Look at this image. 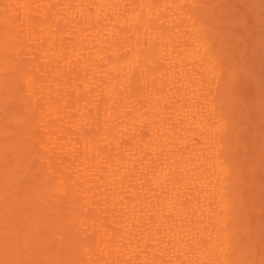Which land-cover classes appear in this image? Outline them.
I'll list each match as a JSON object with an SVG mask.
<instances>
[{
    "label": "bare ground",
    "instance_id": "bare-ground-1",
    "mask_svg": "<svg viewBox=\"0 0 264 264\" xmlns=\"http://www.w3.org/2000/svg\"><path fill=\"white\" fill-rule=\"evenodd\" d=\"M223 3L0 0V264H264L258 39Z\"/></svg>",
    "mask_w": 264,
    "mask_h": 264
},
{
    "label": "rangeland",
    "instance_id": "rangeland-1",
    "mask_svg": "<svg viewBox=\"0 0 264 264\" xmlns=\"http://www.w3.org/2000/svg\"><path fill=\"white\" fill-rule=\"evenodd\" d=\"M252 1V0H251ZM255 1H257V2H255ZM261 1V2H260ZM225 3H229V5H228V7L229 8H231V9H234V10H237V11H239V12H242L241 14L240 13H237V14H239V17H240V19L242 20V23L244 22V23H246V24H244V25H248L247 26V28L248 29H250L251 31V35L253 34V38L255 37V38H257L258 39V45L256 46H254L253 45V47L254 48H257V49H254V50H256V52L258 53H255L257 56H258V61L256 60L255 62L257 63V64H255V66L257 65V67L256 68H252L253 69V71H258L259 70V68H260V70H259V72H256L257 73V77L259 78L258 80V82L256 81V83L257 84H259L260 86H261V88H264V67H262V65H264V43H261V42H264V39H262V38H264V0H253L252 1V3H250V1L249 0H228V2H226V0H225ZM225 3H223V5H226ZM249 3L250 4H254L255 3V5L252 7L251 5V7H252V9L251 10H253V8H254V12H252V13H250V14H252L253 16H250V14H243V12H245V8L244 7H246V6H244V5H249ZM259 5V6H257V5ZM230 5H232V6H230ZM225 7V6H224ZM259 7V8H258ZM257 8V9H256ZM243 9H245V10H243ZM246 12H248L247 10H246ZM244 16H243V15ZM235 17H237L236 16V14H235ZM250 17V18H249ZM246 18V19H245ZM239 21V20H238ZM238 21H237V23H238ZM240 22V21H239ZM241 23V24H242ZM238 25L240 26V23H238ZM238 27V26H237ZM235 27H233L232 29H234ZM240 28H242V26L240 27ZM240 28H236L237 30H239V32L241 31L240 30ZM245 28V27H244ZM243 28V29H244ZM246 28V29H247ZM235 29V30H236ZM246 31V30H245ZM239 32H237V33H239ZM243 33H244V31H242ZM249 33V32H248ZM248 35V34H247ZM249 38L248 39H250V38H252V37H250V36H248ZM262 37V38H261ZM261 38V39H260ZM259 39L260 40H262V41H259ZM248 42H250V41H248ZM254 42V41H253ZM244 43H246V42H244ZM251 43V42H250ZM249 46V45H248ZM252 48V47H251ZM253 50V51H254ZM250 51V50H249ZM249 51H247V52H249ZM252 51V50H251ZM253 51H252V53H253ZM247 54V53H246ZM257 56H255V58L257 57ZM248 57V56H247ZM251 57V56H250ZM254 57V56H253ZM249 58V57H248ZM252 62H250V64H251ZM249 64V65H250ZM253 65V64H252ZM251 66V65H250ZM254 67V66H253ZM262 69V70H261ZM256 75V74H255ZM255 81V80H254ZM260 86H259V88H260ZM260 90H262V89H260ZM262 91H264V90H262Z\"/></svg>",
    "mask_w": 264,
    "mask_h": 264
}]
</instances>
